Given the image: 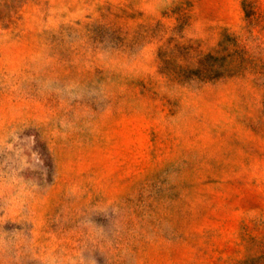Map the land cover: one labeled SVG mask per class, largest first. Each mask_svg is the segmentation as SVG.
<instances>
[{"label":"rangeland","instance_id":"obj_1","mask_svg":"<svg viewBox=\"0 0 264 264\" xmlns=\"http://www.w3.org/2000/svg\"><path fill=\"white\" fill-rule=\"evenodd\" d=\"M0 264H264V0H0Z\"/></svg>","mask_w":264,"mask_h":264}]
</instances>
